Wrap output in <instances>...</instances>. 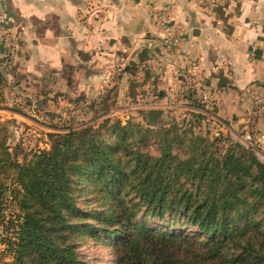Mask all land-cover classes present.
I'll return each instance as SVG.
<instances>
[{
	"label": "trees",
	"instance_id": "trees-1",
	"mask_svg": "<svg viewBox=\"0 0 264 264\" xmlns=\"http://www.w3.org/2000/svg\"><path fill=\"white\" fill-rule=\"evenodd\" d=\"M200 95L191 84L178 93L190 107L184 128L107 119L51 134L50 149L22 164L0 140L7 264H90L78 252L87 237H104L114 264H264V163L222 146L230 136L202 114ZM202 120L216 133L195 134Z\"/></svg>",
	"mask_w": 264,
	"mask_h": 264
},
{
	"label": "crops",
	"instance_id": "crops-1",
	"mask_svg": "<svg viewBox=\"0 0 264 264\" xmlns=\"http://www.w3.org/2000/svg\"><path fill=\"white\" fill-rule=\"evenodd\" d=\"M5 25L25 40L27 72H81L87 97L135 80L174 103L191 84L214 101L202 114L223 133L249 128L264 99V0H0V39ZM258 121L264 135V111Z\"/></svg>",
	"mask_w": 264,
	"mask_h": 264
},
{
	"label": "rangeland",
	"instance_id": "rangeland-1",
	"mask_svg": "<svg viewBox=\"0 0 264 264\" xmlns=\"http://www.w3.org/2000/svg\"><path fill=\"white\" fill-rule=\"evenodd\" d=\"M4 27L5 32L0 39V140L8 148L12 159L18 163H24L34 152L50 149V135L64 133L68 129L79 130L87 126L98 128L107 119L118 120L123 124H145L149 120L153 126H166L176 121L184 128V120L190 118V107L183 101L172 98V103L169 98H158L160 92L165 93L160 86L148 91L141 82L136 81L137 84H134L135 80L130 87L129 83L122 87L111 82L109 87L100 90V93L95 91L93 96L87 97L89 93L80 87V82L78 83L83 76L81 72L57 75L43 68L39 72L29 73L21 56V47L25 40L16 28L9 25ZM178 93L177 90L175 94ZM101 98L106 102L100 103ZM263 100L254 99L256 104L253 111H258V114L255 122L251 120L248 124L249 128L244 129L243 125L229 130L224 126V134L230 136V140L222 146L227 148L230 144L238 143L231 134L248 132L251 135H259L258 116L264 111ZM214 107V104L207 106L208 110ZM215 122L221 129L222 124ZM209 126L210 123L202 120L201 125H196L193 132L203 136L208 133L215 134L216 130ZM247 150L264 163V153L250 145ZM151 153L157 154V148H151ZM13 180H7L9 190L14 188ZM1 202L7 218L17 212L8 191L3 193ZM8 235L6 224L0 225V264L12 261L10 251L2 241ZM103 238L97 242L89 237L85 238L78 248L79 255L90 264H114V250Z\"/></svg>",
	"mask_w": 264,
	"mask_h": 264
},
{
	"label": "built area",
	"instance_id": "built-area-1",
	"mask_svg": "<svg viewBox=\"0 0 264 264\" xmlns=\"http://www.w3.org/2000/svg\"><path fill=\"white\" fill-rule=\"evenodd\" d=\"M197 4L206 3L208 6L213 7L218 3L219 0H193ZM166 32L169 31L168 28H165ZM179 39L175 38L174 43H178ZM200 99L207 103V106L213 105L212 100H210L209 96L206 93H202L200 95ZM231 137L237 139L238 143H240L245 148H249V145L253 148H257L260 152L264 153V135H251L248 132L244 134H231ZM255 141V142H254Z\"/></svg>",
	"mask_w": 264,
	"mask_h": 264
}]
</instances>
